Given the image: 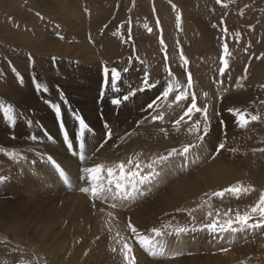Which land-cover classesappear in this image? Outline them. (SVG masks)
<instances>
[{"label":"rangeland","instance_id":"obj_1","mask_svg":"<svg viewBox=\"0 0 264 264\" xmlns=\"http://www.w3.org/2000/svg\"><path fill=\"white\" fill-rule=\"evenodd\" d=\"M32 1L40 5L44 2V6L52 8L50 12L53 15L44 12V16H41L42 14L31 16L28 9L23 7V0H0V105L11 106L13 109L12 116L15 118L8 120L0 115V176L5 169L8 170L10 166L13 167L18 164L17 159L19 158L29 157V164L33 162L41 164L40 160L50 154L54 158V154L48 150L49 147L58 148L57 143H60L59 130L63 123L67 141L70 139L71 144L83 141L80 139L77 117L82 118L87 125L83 134L85 140L83 142L90 145L92 149L96 147L95 150L115 147L117 141L122 137L121 133L128 127L133 128L131 131L133 133L141 128L142 123L135 119V113L128 110L130 108H126L124 111V107H121L124 101L104 114L98 108V110L93 109V111L84 113L81 106H76L73 100L70 101L65 97L62 100L63 107L61 104L49 101L48 96L41 99L37 92V84L42 85L46 92L52 91V100H54V88L63 91L72 83L76 87L80 76L72 79L66 78V83L64 81V73L61 70L64 68V63L68 62V64L71 63L75 66L81 64L92 70L96 69L104 77L106 70H108L107 75L110 74L111 76L110 70L115 68L119 73V79L116 83L117 97L127 95L130 91L135 92L134 96L145 92L154 93L153 101L156 100L157 103L153 110L148 113H151V117L158 114L162 117L166 115V118H163L166 119V124L162 123L161 119H153L154 124L149 125L150 128L160 135L174 129L181 131V135L174 141V144L168 146H172L170 149L172 153L182 150L179 148H183L187 144L192 145L191 150L192 148L197 149V151L200 150L199 155L195 152L190 154L193 162L196 159H203L204 155L201 154H206L208 161L205 158V162L202 161V163H207L214 158H221L222 162L231 163L230 166L240 165L236 175L224 177V179H229V185L228 183L225 186L219 184L217 190L204 192L207 194L188 193L186 191L187 194L191 196L196 194V196L193 199H190L189 195L184 196L183 199L186 202L175 207L174 211L180 220L191 225H206V220L210 218L211 221L216 220L223 224L228 219L234 220L237 213H245L256 204L255 202H258L261 192H264V151L259 150L264 149V0H221L220 4L216 0H116L119 8L122 9L123 17H114L110 19V22L106 21V24H102L105 28L109 25L115 26L111 30L113 34L103 33L104 29H101L99 35L94 34L93 30L87 29L85 31L84 37L92 49L93 58L91 60H81L78 57L80 52L75 45L81 41L74 34L69 35L67 31L64 32L59 27L61 23H56L53 0H48V2L46 0ZM77 1L85 4L87 0ZM96 1L100 2V0ZM81 7V11L88 13V10H84L83 5ZM177 15L180 16L179 27H177ZM61 26L63 25L61 24ZM117 37L120 39L114 41ZM112 47L113 50L116 48L119 53L109 56L108 48ZM225 47L227 54H225ZM122 51L123 53H121ZM222 57L224 63H221ZM221 68H224L223 74L220 72ZM145 73H147L149 80L147 87L143 83ZM189 75L192 80L191 88H187ZM109 82L107 83L110 84ZM173 82L179 86L181 91L187 89L188 98L181 102V105L180 103H172L175 99V93L170 94L168 101L157 100L163 90ZM105 83L101 78L100 85H97L99 87V91L97 90L98 97L102 96ZM140 88H144V90L138 91ZM31 92H33L31 95L34 99V102L31 101L33 104L27 103ZM192 94H195L198 107L202 109L207 107L208 134L202 140L197 138L198 133L196 132L189 134L188 129L192 122L196 121L201 126L199 135H203L205 123L203 112L193 113L191 119L186 117L180 125H175V121L186 110V106L190 105ZM53 106H57L60 110L59 119ZM179 107L180 109L177 111ZM63 108L66 110L65 116L61 114ZM231 110L248 113L249 123L241 127L238 123V117ZM251 115H257L259 119L251 121ZM108 131L111 132V138L106 136ZM57 136H59V141ZM61 143L64 147L66 141H61ZM221 143L224 144V148L217 151ZM153 149L155 150L153 146H146L141 150L140 155L152 154L150 150ZM172 153L168 156V162L170 157H173ZM14 154L19 155L10 158ZM161 154L167 156L168 149H165ZM159 158L160 156L155 157L156 160ZM161 164L159 166H162ZM32 166L34 167V165ZM195 168L197 167L190 171H195ZM13 173L15 172L13 171ZM4 177L7 179H3V182L8 180L6 175ZM12 177L16 180L14 175ZM173 177L176 178L177 176ZM18 178L21 179L20 176ZM171 184L159 183L153 193L154 196H150L152 193L148 190L146 200L152 199L150 202H153L157 196H163ZM16 185L9 188L1 185L2 192L0 194L3 193L0 196L1 200H5L9 208H14V210L17 208L18 211L22 210L24 204H31L32 209H29L40 220L39 226L42 231L45 230L44 224H47L51 226L53 234L55 233L47 243L50 244L51 241L54 245L57 242L59 246V251L54 257H51L52 252L50 253V251L54 247H44L42 244L41 249L36 237L23 236L25 241L11 237V240L19 242V244L14 243V246H20L19 250L22 252L30 251L27 259L30 262H35V264H52L53 262L67 264L63 260H66L70 254H75V251L79 253L81 261L89 257H94L95 262L113 259L111 250L115 248V239H123V234L125 237L132 234L128 228L129 221L133 218L134 210L143 204L136 201L134 206L129 209L131 211H128V215H124L127 213L126 211H119L123 214L120 217L114 216L117 220V226L110 227L113 222L106 218V212L102 209L101 211L95 209L87 199L88 194L79 191L81 187L88 186L84 180H80L77 187L72 184L71 188L67 187L65 191L56 195L49 193L44 188L47 193L43 190L41 193L38 192L34 183L30 187L22 182L16 183ZM37 185L43 187L40 184ZM236 185L252 189L246 192L252 201L251 203L240 201L246 195L244 191L238 195L233 193H225L222 197L214 195V193L226 189L227 186ZM67 192L69 194H66ZM74 192L82 193L84 197H79V201H76L71 196ZM188 201L190 202L189 206L187 205ZM207 204L210 205L209 208H205L208 206ZM11 212V218L6 219H12L11 222L15 226L22 227L26 224L32 225L30 224L32 222L36 223V220L27 223L24 219L17 218L20 216L17 215L16 211ZM172 224L174 223L168 222L161 229L164 230L169 225L171 227ZM255 224L264 226V220H261L258 215H253L245 228L255 231L256 227L252 226ZM240 226L233 224V228ZM170 227L166 228V232L174 233ZM1 228L9 227L0 220V230H2ZM196 230L190 232L192 236L196 235L197 238L200 235L203 236ZM76 234L81 238H78ZM240 234L231 235L228 241L222 240V243L208 237L207 242L200 243L198 238L199 249L201 252H207L203 246L212 247L216 254H221L222 250L227 249L225 252L230 254L231 247L240 246L246 241L243 238L233 241ZM251 235L247 237L249 241H254L257 237L263 238L264 229L255 236ZM2 236L3 234H0V238ZM178 241L176 238L174 242L179 244L180 241ZM75 242L77 243L75 244ZM0 243L1 250L6 248L8 249L7 252H12L16 249V247H11L10 243L4 247L1 239ZM188 243H192V240ZM136 247L141 250L140 244ZM187 249L189 250V247ZM187 249L182 250L181 255L192 254L190 250L187 252ZM261 249L263 254L264 242L261 244ZM174 251L161 258L175 257L180 253ZM206 252L200 256L209 255ZM262 256L255 258V260L252 257L250 258L251 261L247 259V263L264 264V254ZM0 264L6 263L0 261ZM224 264H229V262Z\"/></svg>","mask_w":264,"mask_h":264},{"label":"bare ground","instance_id":"obj_2","mask_svg":"<svg viewBox=\"0 0 264 264\" xmlns=\"http://www.w3.org/2000/svg\"><path fill=\"white\" fill-rule=\"evenodd\" d=\"M23 1H24V2H22L23 7L28 9V13L31 16H40L41 14H42L41 16H44V14H43L44 12L45 13L48 12L49 14L53 15L50 12V9H52V8L44 6V2H43V4L40 5V4H36L32 0H23ZM46 1L48 2V0H46ZM53 2L55 4L54 19L57 20L56 23H58V24L61 23L63 26H61V24H60V26L58 24L57 25L59 27H61V29H63L64 32L67 31V33L69 35L74 34L76 36V38H78V40L81 41L78 45L73 44V45L77 46L76 48L80 52L78 57L81 60H91L93 58L92 51H91L92 49L87 44L86 37H84L85 31L87 29L93 30L94 34L99 35L100 34L99 32L101 31V29H104L103 33L113 34V32H111V30L113 28H115V26L109 25L107 28H105V26L103 27L102 24H104L106 21L110 22V19H112L114 17H117V18L123 17L122 9L119 8V6H118L119 4H117L116 0H100V2H98L96 0H90V1L87 0L85 2V4L79 3L77 0H53ZM81 5H83L84 10H88V13L86 11H84V12L81 11L82 10ZM117 18H116V20H117ZM125 18H127V17H125ZM70 31H72V33H70ZM116 39H120V38L117 37L114 39V41ZM113 47L108 48L109 56L110 55L114 56L115 54L119 53V51L116 50V48L113 50ZM117 48L119 49L118 46H117ZM121 53H123V51ZM64 56H65V54H64ZM79 58H77V59H79ZM61 71L64 73V75L63 74L62 75L65 77L64 78L65 83H66V80H65L66 78L72 79L73 77H79L80 76L78 83H76L77 84L76 87H75V85H72L73 84L72 83L69 86L70 88L69 87L65 88V89H63V91L54 88V90H53L54 100L51 99V97H52V91L51 90L48 89L49 91L46 92L44 90L37 89V92L39 93L38 95H39V97H41V99L43 97L47 98V96H48L50 99V100L48 99L49 101H54V103L62 105L63 97H65V99H69L70 101L73 100L76 103L75 104L73 102V104H75L76 106L77 105L81 106L83 108L84 113L86 111H88V112L93 111V109H96V110L99 109V111H103L104 114H106L109 111H111V109H114L116 107V105H113L111 103V100L117 97L118 91L113 90V86L111 84L110 74L107 75L106 73H104L105 74V77H104L102 75V73L100 71H96V69L92 70L91 68H87L85 65H81V64H77L75 66L71 63L68 64V62L64 63V68ZM101 78L106 83L104 84V90H103L102 96L100 95L98 97L97 92L99 91L98 86L100 85ZM107 82H109L110 84H108ZM35 93H36V91H35ZM31 95H33V92H31V94L29 96L27 95L28 96L27 103H29V104H33V102H34V99ZM72 95H74V96L72 97ZM153 99H154V93H146L145 92L144 94H140L138 96H131L126 102L124 101V103L121 104L122 105L121 107H124V111L126 110V108H130L128 110H130L132 113H135V115H136L135 119L137 121L141 122L142 126H141V128L138 129L139 131L133 130V131H136L134 133L131 132L133 128L128 127L125 131H123L121 133L122 137L117 141V143L115 144V147H113V146H112L113 148L112 147L111 148L105 147L104 149H101V150H98V149L95 150V148H96L95 147L92 150H90V148H88L89 147L88 145H86V148H85L84 142H83V148L81 149L80 152L85 153V157H84V160H82V162L79 163L76 159L77 158L76 155L72 156V155L67 154V152L65 151V149L62 146V143L60 141V143H57L58 148L54 149L52 147H49L48 151L51 152L52 154H54V158H52L51 154L49 153L50 155H48L43 160H40L41 164H38V162L37 163L33 162V163L29 164L30 158L26 156L24 158L17 159L18 164H15L13 166L14 168L12 166H10V169H8V170L5 169V171L2 172L3 174L0 177H3V179H7L4 177V175H6L8 177V180H4L5 182H0V192H2L1 185L7 186L9 188V187H14V185H16V183L18 184L19 182L26 183L27 187H30V185L34 183L35 186L37 187L38 192H40V193H41V190L45 191L44 189H47L49 193H53L54 195L60 194L63 191H65L66 190L65 186L63 185V183L58 178L53 167L48 163L49 157L54 159L56 161V163L64 169L66 176H67L68 180L70 181V185L73 184V186H75V187L78 186V184L80 183V180H83V179H81V177L84 175L81 171L82 168L91 167V166H94L95 164H105L108 166H112L115 163L126 162L129 159H131L133 161V165H128L127 163H125L126 170L131 169L132 171H137V169L134 167V165L136 163H139V165H140L139 172L143 175H151L152 178L148 182L142 184V186L139 189V192L135 196L127 199V201L129 202L131 200V198H133L131 203L128 204V207L130 206V208H132L134 206L136 201H140L143 203L134 210L133 216H132L133 218L130 219L131 222L130 221L129 222L138 230V232L141 236L151 237V238H153V241L156 242L157 244H159L160 242H163L166 245V247H169V250H172V252L175 250L174 251L175 253L177 251H179L180 253L178 255H176L175 257H171V258H160V257H158L157 259L151 260V258L154 256L149 254L148 251L144 252V250L141 251L142 249L141 250L137 249L136 246L139 243L137 242V237L132 233L131 235L130 234L126 235V237H125V234H123L124 235L123 239H115V245L114 246L117 249V252L114 253L111 250V253L114 256V258L111 260L109 258V261L95 262L96 259L94 257H89V258H86L83 261H81L79 258V253H77V251H75V254H73V255L70 254L66 260H63V262H65L67 264H123V258L120 255V250L122 249L124 242H127V244L131 247V249H132L131 255L135 256L136 264H224V263H227V261L229 262V264H231V263L248 264L247 259L254 257V260H255V258L261 257L264 254V253L262 254V249H261V244L264 242V237L263 238L257 237V238H255L254 241L253 240L249 241L247 237H250L251 234L254 236L257 235L258 232H261L264 229L263 225L259 226L258 228L256 227L255 231H253V230L250 231L249 229L242 227V226L234 227L233 228V229H235L234 231H226L225 234L222 235V233L224 231H220L219 229H217V231H215V232H210L207 230V228H205V225H203V224L191 225V224H188L187 222L180 220L178 214L174 211L175 207L179 206L181 203L186 202L183 199L184 196L189 195L191 197L190 199H193L196 196V194H195V196H191L190 194H187L186 191H188V193L189 192H192V193L196 192V193L207 194L204 192H211V191L217 190L216 188H218L217 185H219V184L225 186V184L228 183V185H229V182H230L229 179H224V177L226 175H233V174L236 175L238 173L237 169H238V167H240V165L236 164L235 166H230L231 163H228V164L224 163L221 161V158H214L211 161L209 160V162L204 163L205 162L204 159L206 158V160H207V158H208V156L207 157L205 156L206 154H201V155H204L203 159L202 158L196 159L193 162V159L190 158V154H192V152H193V154H194V152H195V154L200 153L199 149L197 151V149H194V148H192V150L190 149L188 153H184L183 148H179L182 150H178L177 152L172 153V151L170 150L172 146L171 147H168V146L174 144V141L181 135V131H177L174 129L171 131H167V133H162V135H160L158 133H155L156 131L154 129L150 128L149 125H153L154 120L151 117V113H148V112L152 111L153 109H148L147 104L151 103L153 101ZM32 100H33V102H31ZM180 105H181V102H180ZM61 107H63V105ZM179 109H180V107L177 108V111ZM65 111L66 110L64 108H63V110L61 109V114H63V116H65ZM146 114H147V116H145ZM178 115H179V112H178ZM163 118H166V115ZM161 121H162V123L166 124V119H161ZM160 123L161 122H159V124ZM63 125H64V123H63ZM120 125H121V123H120ZM57 138L59 141V136H57ZM57 138H56V140H57ZM69 141H70V139H69ZM83 141H85L84 138H83ZM169 141H171V142L166 146V144ZM73 143H74V141H73ZM68 145H69V143H68ZM146 146L147 147L153 146L156 151L153 149V150H150V151H152V154H147L146 156L140 155L141 150ZM72 147L75 148V145H72ZM195 148H197V147H195ZM165 149H168V154H166L167 156L161 154L162 152L165 151ZM91 152H93V154L91 156H88V154ZM170 153L173 154V157L171 156L170 161L168 162L167 159H168V156L171 155ZM143 154H144V152H143ZM158 156H160V158L158 160H156L155 157L158 158ZM72 157H74L75 159ZM161 157H163V159H161ZM138 159H142V160H138ZM164 161H167V162L164 163ZM202 161H204L203 162L204 164L202 163ZM160 164L162 166H159ZM32 165H34V167ZM149 165H152L151 169H149V167H148ZM194 167H197V168H195V171L194 170L190 171ZM13 171L15 173H13ZM186 172H188V173L184 174ZM12 175L15 176L16 180H14ZM19 176L21 177V179L18 178ZM173 176H177V177L174 178ZM115 178L118 179L119 176L117 175ZM125 182H127V181H125ZM162 182L172 183V184L169 186V189H167V191L164 193L163 196L162 195H159L161 197L157 196L155 198V200H153V202H150V201H152V199L150 201L146 200L147 195H148V190H150L152 193V194H150V196L153 195V193L155 192V190L157 188V185L159 183H162ZM82 183H83V181H82ZM37 184H40L43 187L38 186ZM105 184H106V181H105ZM139 185L140 184H137V187ZM16 186H18V185H16ZM36 187H34V188L36 189ZM226 188H228V186ZM5 189H7V188L5 187ZM68 192L66 194L70 193V192L69 193ZM40 193H37V194H40ZM84 194L79 193V192H74L73 194H71V196L74 200L79 201L78 200L79 197H84L83 196ZM89 194L87 195L88 196L87 199H88L89 203L95 209H98L99 211H101V209L104 210V212H106V218L109 221L113 222L111 225L109 224L110 227H115V225L117 223L116 222L117 220H115V217H116L115 215L120 217L121 214H123V213L119 212V211H113L111 208L106 207L104 205V203L110 204L111 202H115L117 199L113 200V199H111L110 196L107 199H105L104 195L102 194L99 199L94 200V199H91L89 197ZM245 194L246 195L243 198H241L240 201L242 203H251L252 201L250 200V198H248V195L246 192H245ZM1 195H3V193H1L0 196ZM40 195H42V194H40ZM150 196H149V198H150ZM200 198H202V197H200ZM119 200L121 202H123L122 206H124L125 203L127 202V201L122 200V199H119ZM201 201H202V199H201ZM255 203H257V202H255ZM30 205L24 204L21 211H18L17 208H16V210H14V208H12V209L9 208L8 203L5 200H1V197H0V220H1V222H3L5 225H7L9 227V228H1L2 230H0V234H3V236L0 239L4 243L3 244L4 247L9 243H10L11 247H13V248L16 247V249L12 252H7L8 249H6V248H4L3 250L0 249V261H4L6 264H9V263L10 264H35V262H30L27 259L28 252H30V251L27 249H26L27 252H25V251L22 252L21 250H19L18 248L20 246H18V245L14 246V243L19 244V242H16V240H11L12 239L11 237L19 238L21 241L22 240L25 241L22 238L23 236H33L34 238L36 237V239H38V243H39V246L41 249H42V244H44V247L45 246L50 247V248L54 247V249L50 251V253L52 252V255L50 254L51 257L52 256L54 257L56 252L59 251V246H58L57 242H55L54 245H52L51 241H50V244L47 243V241L49 239L53 238L52 235H55V233L53 234V230H52L51 226L44 224L45 230L42 231L41 227L39 226L40 220H38V217H36V214H34V212L29 209V208H31ZM187 205L188 206L190 205L189 201L187 202ZM207 205L208 206H206L205 208L210 207L209 204H207ZM19 206L20 205H18V207ZM75 209H77V207ZM117 209L122 210V208H117ZM11 211H16V212L18 211L17 215L20 217H17V218H22L27 223H30L33 220H36V223L32 222V223H30L32 225L26 224L22 227L15 226L11 222L12 219H9V220L6 219V218H11L10 217V214L12 213ZM128 211H131V210H127L126 211L127 213H124V215H128ZM171 212H173V213H171ZM205 213H207V212H205ZM103 215H104V213H103ZM13 218H15V217H13ZM74 219H75V217H74ZM123 219H124V217H123ZM84 220H86V219H84ZM56 221H58V220H56ZM69 222L71 224V221H69ZM168 222L174 223L170 227V229H172V230L179 226V227H185V228L189 229V231L186 233L180 234V235H176L175 233H171V232H166L165 235H163L161 237H155L151 230L153 228H163V225L168 223ZM211 222L212 221L210 220V218H208L206 220L205 224H208ZM54 223H55V220H54ZM198 223H199V221H198ZM203 223H204V221H203ZM194 228H203V229H197L196 230ZM191 229L196 230L197 232H200L203 234V236H201V235L198 236L200 243L207 242V240H208L207 237L211 238V239H215L217 241H221V243H222V240L228 241V238L231 235H234L236 233H241V234L237 239L233 240L234 242L239 240V239H242V238L246 241L244 243H242V245H240V246L231 247V249L229 251L230 254H227L224 250H222V252H220L221 254H216L213 252L214 250L212 249V247L203 246L207 250V252L206 251L205 252L208 253L209 255L200 256V255H204L205 252L204 251L201 252V249H199L200 243H199L196 235H193V236L191 235V233H190L192 231ZM97 230H98V228H97ZM89 231H90V228H89ZM59 232H61V231H59ZM168 233H171V234L169 235ZM78 234H80V233H78ZM78 234H76L77 237L81 238V236H79ZM97 238H99V237H97ZM176 238H178V240L180 241L179 244L174 242ZM191 240H192V243H188L189 241L191 242ZM90 241H88V242H90ZM72 242H73V240H72ZM76 243L77 242H75V244ZM0 246H1V243H0ZM187 247H189V250L192 252V254L187 253V252H189ZM91 248H92V245H91ZM185 249H187V252H186L187 254L181 255L182 250H185ZM46 252L47 251L45 250V253ZM93 252H95V251H93ZM102 253H105V252H102ZM169 253H170V251H168L164 255H167ZM250 261H251V259H250ZM52 264H61V262H53Z\"/></svg>","mask_w":264,"mask_h":264},{"label":"snow or ice","instance_id":"obj_3","mask_svg":"<svg viewBox=\"0 0 264 264\" xmlns=\"http://www.w3.org/2000/svg\"><path fill=\"white\" fill-rule=\"evenodd\" d=\"M218 4L221 3V0H216ZM177 27L180 26V16L177 15ZM225 54H227V48L225 47ZM183 59V57H182ZM221 63H224L223 57L221 58ZM106 70V74H107ZM111 84L113 86L114 91H118L116 88V83L119 79V73L116 71L115 68L111 69ZM127 71V69H125ZM221 74L224 72V68L220 69ZM144 85L147 87L149 86V80H148V75L145 73L144 79H143ZM37 89L39 90H44L46 89L42 88V85L37 84L36 85ZM192 87V80L191 76L189 75L188 77V83H187V88ZM144 88L138 89V91H143ZM175 93V99L172 101V103L179 104L182 101H185L188 98L187 94V89L181 91L179 89V86H177L174 82L170 83L161 93L160 97H157V100L163 99L164 101H168L170 94ZM135 92L130 91L127 95L124 96H118L114 99L111 100V103L113 105L119 106L122 101H127L131 96H134ZM157 101L154 100L151 103L147 105L148 109H153L154 105H156ZM54 110L56 111L57 117L59 119L60 116V110L57 106H53ZM169 107H171V104H169ZM234 112V114L238 117V123H240L241 127L246 126L249 123V114L246 112H240L239 110H231ZM13 109L11 106H4L0 105V115H2L4 118L8 120H14L15 118L12 116ZM203 112L204 113V128H203V135H199L201 131V126L198 122L193 121L191 127L189 128V134L192 132L198 133L197 138L198 139H203L204 136L208 134V116H207V107L205 108H200L197 106L196 103V97L195 94H192L191 96V102L190 105L186 106V110L183 111V114L175 121V125H180L181 122L185 121V118L187 117L188 119H191L193 113H199ZM154 120L155 119H163L162 116L159 114L152 117ZM259 117L257 115H251L250 120L251 121H257ZM78 123H79V128H80V139H83V134L87 129V125L85 121L82 118L77 117ZM107 128V125H105ZM62 131H63V125H61ZM106 136L108 138H111V132L108 131L106 132ZM35 139V138H33ZM66 143H67V138H66ZM81 149L83 148V143L80 145ZM190 147L192 145H185L183 147V152L188 153L190 150ZM224 148V144L221 143L218 146L217 151L219 149ZM260 151H264V149H259ZM171 154V153H170ZM19 154H14L13 156H10V158H15V156H18ZM83 158V157H82ZM163 159V157H161ZM48 163L53 167L57 175L61 180H63L65 183H70L68 180L66 173L64 169L56 163L54 159L51 157L48 158ZM125 163L128 165H133V161L129 159L126 162H120V163H115L112 166H108L105 164H95L94 166L91 167H84L81 169L82 173L84 174L81 179L85 181L86 184H88V187H81L80 191L85 194L91 195L92 199H99L101 195H104V198L107 199L109 196L111 199L115 200L117 198H120L122 200H127L130 197L134 195V193H137L139 189L137 188V184H144L148 182L152 177L151 175H143L139 172L140 165L139 163H136L134 167L137 169V171H132L131 169L126 170ZM149 169H151L152 165L148 166ZM106 174V175H105ZM119 176V178H115L116 176ZM106 181V184H105ZM127 181V183H125ZM0 182H3V177H0ZM252 189L250 188H244L240 185L236 186H230L226 189H223L220 192L214 193L215 196L217 197H222L225 193H233V194H239L241 191L247 192L251 191ZM111 207L115 208L116 205L112 204ZM111 215V214H110ZM211 215V213H209ZM253 215H258L261 220H264V192H261L259 196L258 202L252 206L248 211H246L243 214L237 213L235 216V219H228L225 221L223 224H221L219 221L213 220L211 223H208L205 225V228H207L208 231L210 232H215L217 229L220 231H234L233 229V224H239L242 227H247L249 224V220L252 219ZM253 227H259L261 225L255 224L252 225ZM170 227L166 226L164 230L161 228H153L151 231L154 234L155 237H161L165 235L166 233V228ZM128 228L131 230V232L137 237V242L140 244L142 248H144L146 251L149 252V254L155 256V255H160L163 256L165 254L164 249L166 245L163 242H160L157 244L156 242L153 241L151 237H144L141 236L138 232V230L129 222ZM189 229L185 227H176L173 229V232L176 235H180L183 233L188 232ZM169 235L171 233H168ZM113 252H117L116 248L112 249ZM227 251V249H225ZM132 249L131 247L127 244V242H124L122 249L120 250V255L123 258V264H136V258L134 255H131Z\"/></svg>","mask_w":264,"mask_h":264}]
</instances>
